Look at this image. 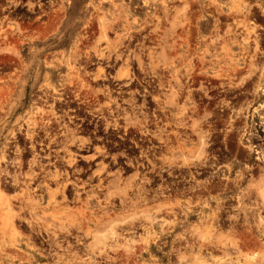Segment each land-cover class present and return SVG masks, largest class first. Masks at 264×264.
I'll list each match as a JSON object with an SVG mask.
<instances>
[{"label":"rangeland","instance_id":"obj_1","mask_svg":"<svg viewBox=\"0 0 264 264\" xmlns=\"http://www.w3.org/2000/svg\"><path fill=\"white\" fill-rule=\"evenodd\" d=\"M0 215V264H264V0H0Z\"/></svg>","mask_w":264,"mask_h":264},{"label":"bare ground","instance_id":"obj_2","mask_svg":"<svg viewBox=\"0 0 264 264\" xmlns=\"http://www.w3.org/2000/svg\"><path fill=\"white\" fill-rule=\"evenodd\" d=\"M147 19H148V18H147ZM89 25H90V24H89ZM78 81H79V80H78ZM65 187H66V186H65ZM65 187H64V189H65ZM29 191H30V190H29ZM24 197H25V196H24ZM8 199H9V197H8ZM10 200H11V199H10ZM64 202H65V201H64ZM60 203H62V202H60ZM10 204H11V203H10ZM12 204H13V203H12ZM7 205H8V204H7ZM22 206H23V205H22ZM12 207H13V206H12ZM52 207H53V206H52ZM28 208H29V207H28ZM2 214H3V213H2ZM87 214H88V213H87ZM19 215H20V214H19ZM0 216H1V215H0ZM16 217H17V215H16ZM18 218H19V217H18ZM15 220H16V219H14V221H15ZM0 223H1V221H0ZM2 223H3V222H2ZM15 223H16V222H15ZM22 223H24V222H22ZM84 223H85V222H84ZM24 224H26V223H24ZM15 226H17V225L15 224ZM17 227H18V226H17ZM20 227H21V226H20ZM23 227H24V226H23ZM22 229H23V228H22ZM33 229H34V228H33ZM58 231H59V230H58ZM22 232H23V231H22ZM23 233H24V232H23ZM27 235H28V234H27ZM18 237H19V236H18ZM25 238H26V237H25ZM9 249H10V248H9ZM9 249H8V250H9ZM14 249H15V248L13 247V252H14ZM10 250L12 251V248H11ZM10 250H9V251H10ZM6 251H7V250H6ZM16 251H17V250H16ZM13 252H12V254H13ZM39 252H40V251H39ZM14 253H15V252H14ZM21 253H23V252H21ZM21 253H20V254H21ZM18 254H19V253H18ZM18 254H17V252H16V255H17V256H18ZM25 254H26V253H24V256H25ZM40 254H41V253H40ZM43 254H44V253H43ZM45 254H46V252H45ZM58 254H59V253H58ZM50 255H51V254H50ZM55 256H56V255H55ZM22 257H23V256H22ZM25 257H26V256H25ZM48 257H49V256H48ZM23 258H24V257H23ZM42 258H43V257H42ZM60 259H61V258H60Z\"/></svg>","mask_w":264,"mask_h":264},{"label":"flooded vegetation","instance_id":"obj_3","mask_svg":"<svg viewBox=\"0 0 264 264\" xmlns=\"http://www.w3.org/2000/svg\"><path fill=\"white\" fill-rule=\"evenodd\" d=\"M92 132H94V131L92 130ZM90 137H91V141H90V143L92 144V145H91V148H93V146H94V142H93V141H94L95 139H97L98 136H97V135H91Z\"/></svg>","mask_w":264,"mask_h":264}]
</instances>
